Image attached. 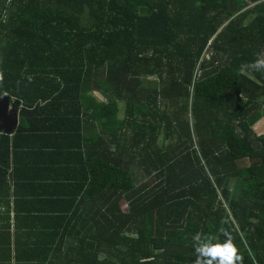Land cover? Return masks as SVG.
I'll return each instance as SVG.
<instances>
[{"label":"trees","instance_id":"obj_1","mask_svg":"<svg viewBox=\"0 0 264 264\" xmlns=\"http://www.w3.org/2000/svg\"><path fill=\"white\" fill-rule=\"evenodd\" d=\"M6 13L0 93L20 123L0 135L3 229L18 140L91 124L73 213L86 202V225L59 264H194L198 232L264 264V71L242 67L264 57V0H10Z\"/></svg>","mask_w":264,"mask_h":264},{"label":"crops","instance_id":"obj_2","mask_svg":"<svg viewBox=\"0 0 264 264\" xmlns=\"http://www.w3.org/2000/svg\"><path fill=\"white\" fill-rule=\"evenodd\" d=\"M263 118L264 108L261 118L253 126L257 134L264 133V130L257 132L255 129L264 127ZM94 126L84 125L86 132L90 130L89 134H76L75 126L66 125L61 127L67 130L66 133L43 130L26 133L24 135L29 137L18 140L24 146L17 150L15 164L10 166L8 173V182L13 189L10 214H6L9 229L2 228L8 220H3L0 214V264H50L53 259L52 264H59L58 261L70 258L67 246L76 242V230L84 229L86 225V202L80 209L82 218L73 213L74 205L84 199L87 180L84 138L93 134L96 139L100 135V130ZM79 144L84 146L80 149ZM55 229L63 233L61 242L66 244L56 255L52 248L60 238L51 234ZM16 256L20 260H16Z\"/></svg>","mask_w":264,"mask_h":264},{"label":"clouds","instance_id":"obj_3","mask_svg":"<svg viewBox=\"0 0 264 264\" xmlns=\"http://www.w3.org/2000/svg\"><path fill=\"white\" fill-rule=\"evenodd\" d=\"M249 71H264V57L257 56L255 61L242 66ZM223 242L216 241L212 236L195 233L192 243L196 259L194 264H239L240 256L227 233Z\"/></svg>","mask_w":264,"mask_h":264},{"label":"water","instance_id":"obj_4","mask_svg":"<svg viewBox=\"0 0 264 264\" xmlns=\"http://www.w3.org/2000/svg\"><path fill=\"white\" fill-rule=\"evenodd\" d=\"M18 124V111H15L11 97L0 93V135L12 134Z\"/></svg>","mask_w":264,"mask_h":264},{"label":"rangeland","instance_id":"obj_5","mask_svg":"<svg viewBox=\"0 0 264 264\" xmlns=\"http://www.w3.org/2000/svg\"><path fill=\"white\" fill-rule=\"evenodd\" d=\"M97 93V92H96ZM99 96H98V99H102V97H101V95L99 94V93H97ZM119 106H120V110H119V114H120V116L122 117L123 115H124V105H123V103L122 102H120L119 103ZM264 119V118H263ZM256 129V131L257 132H262L263 130H264V127L263 128H255ZM195 138H196V136H195ZM197 139V138H196ZM143 176H138L137 178H136V180H137V182L138 183H140V182H142L143 181ZM148 182H149V180H148ZM122 204H124V203H122ZM123 207L125 208L126 207V205L124 204L123 205Z\"/></svg>","mask_w":264,"mask_h":264},{"label":"flooded vegetation","instance_id":"obj_6","mask_svg":"<svg viewBox=\"0 0 264 264\" xmlns=\"http://www.w3.org/2000/svg\"><path fill=\"white\" fill-rule=\"evenodd\" d=\"M10 3V0H0V23L6 18V6Z\"/></svg>","mask_w":264,"mask_h":264}]
</instances>
